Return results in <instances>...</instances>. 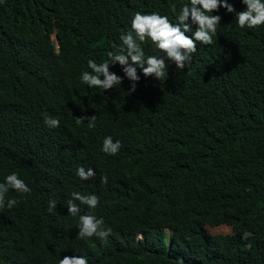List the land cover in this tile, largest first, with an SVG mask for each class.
<instances>
[{"label": "trees", "instance_id": "trees-1", "mask_svg": "<svg viewBox=\"0 0 264 264\" xmlns=\"http://www.w3.org/2000/svg\"><path fill=\"white\" fill-rule=\"evenodd\" d=\"M187 3L0 0V182L16 172L32 190L10 189L6 198L18 203L0 208V264H59L66 255L88 264H264V25L240 29L221 7L213 43L198 42L183 70L168 63L158 81L137 69L132 92L118 63L109 68L121 85L80 82L89 59L101 63L120 45L135 12L175 22ZM143 48L156 54L150 42ZM82 115H95V128L77 125ZM106 136L121 142L117 154L101 151ZM81 166L96 176L81 180ZM73 192L99 197L91 214L111 228L106 239L78 237L79 215L90 210L75 201L81 212L68 214ZM222 224L232 233L208 229Z\"/></svg>", "mask_w": 264, "mask_h": 264}, {"label": "clouds", "instance_id": "clouds-1", "mask_svg": "<svg viewBox=\"0 0 264 264\" xmlns=\"http://www.w3.org/2000/svg\"><path fill=\"white\" fill-rule=\"evenodd\" d=\"M246 8L236 11L228 0H189L184 4L176 21L172 22L167 15L159 12L142 13L135 12L130 28L126 33H121L119 46H113L115 51L107 52V59L97 63L89 59L87 64L91 71H83L80 75V82L89 88L111 90L122 84L124 77L110 71V65L117 63L122 67L124 76L131 81L130 92L135 91L136 82L140 80L137 69H140L145 78L153 77L161 80L165 77L168 63L176 66V69L183 70L192 61V56L197 51V43L211 45L213 37L217 34V27L220 24L221 16L214 15L221 7L229 13L235 14V23L240 29H254L264 25V0H242ZM175 11V8L173 9ZM193 29H195L193 31ZM187 33H191L188 35ZM150 42L154 46V55H146L143 45ZM83 110V108H82ZM88 121V128H95V115H82L77 117L76 124ZM44 123L51 128L59 127L60 121L48 116L44 117ZM119 140L113 141L111 136L103 138L101 151L115 155L121 148ZM77 176L81 180H90L96 176L93 168L78 167ZM100 181L107 184L108 177L101 175ZM19 194L31 193V188L25 181L19 178V174L12 172L8 174L4 182H0V208L12 209L18 201L6 198L9 190ZM72 199L67 202L68 214L77 216L81 212L79 205H85L90 210L88 214L79 215L80 239H87L93 236L104 240L110 233L111 228H104L103 218H97L91 214L99 205V197L95 194L82 195L73 192ZM79 201V205L75 202ZM56 201L49 202L48 211L56 208ZM59 264H88L84 256H64L59 259Z\"/></svg>", "mask_w": 264, "mask_h": 264}, {"label": "rangeland", "instance_id": "rangeland-1", "mask_svg": "<svg viewBox=\"0 0 264 264\" xmlns=\"http://www.w3.org/2000/svg\"><path fill=\"white\" fill-rule=\"evenodd\" d=\"M233 213L237 214L238 209H234ZM208 229L212 234H230L232 233V228L227 224H222L218 226H208Z\"/></svg>", "mask_w": 264, "mask_h": 264}]
</instances>
